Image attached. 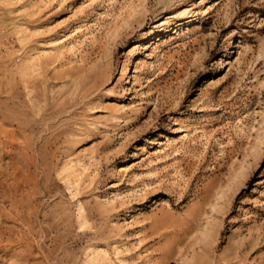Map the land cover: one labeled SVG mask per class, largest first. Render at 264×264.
I'll use <instances>...</instances> for the list:
<instances>
[{
	"label": "rangeland",
	"instance_id": "rangeland-1",
	"mask_svg": "<svg viewBox=\"0 0 264 264\" xmlns=\"http://www.w3.org/2000/svg\"><path fill=\"white\" fill-rule=\"evenodd\" d=\"M0 264H264V0H0Z\"/></svg>",
	"mask_w": 264,
	"mask_h": 264
},
{
	"label": "bare ground",
	"instance_id": "bare-ground-1",
	"mask_svg": "<svg viewBox=\"0 0 264 264\" xmlns=\"http://www.w3.org/2000/svg\"><path fill=\"white\" fill-rule=\"evenodd\" d=\"M179 130V129H178Z\"/></svg>",
	"mask_w": 264,
	"mask_h": 264
}]
</instances>
